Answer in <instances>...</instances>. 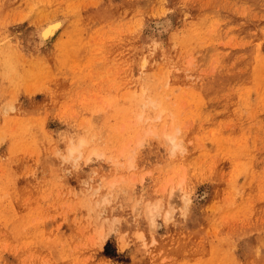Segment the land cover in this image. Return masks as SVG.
<instances>
[{"label": "rangeland", "instance_id": "374dc122", "mask_svg": "<svg viewBox=\"0 0 264 264\" xmlns=\"http://www.w3.org/2000/svg\"><path fill=\"white\" fill-rule=\"evenodd\" d=\"M0 264H264V0H0Z\"/></svg>", "mask_w": 264, "mask_h": 264}, {"label": "bare ground", "instance_id": "6f19581e", "mask_svg": "<svg viewBox=\"0 0 264 264\" xmlns=\"http://www.w3.org/2000/svg\"><path fill=\"white\" fill-rule=\"evenodd\" d=\"M63 25V21L59 20V19H51L49 20L41 29L40 32H38L39 34V44L41 43V45H44L46 43H48L50 40L53 39V37L55 36V34L58 32V30L60 29V27ZM152 133L156 134V130L153 129L151 131ZM169 141L174 145L177 146L178 143L176 141V133L172 132L169 134H166ZM87 144V141L82 140L80 145L78 146H72L70 148V152L74 153V152H80L81 149L83 148V146ZM94 153H96V150L94 151Z\"/></svg>", "mask_w": 264, "mask_h": 264}]
</instances>
